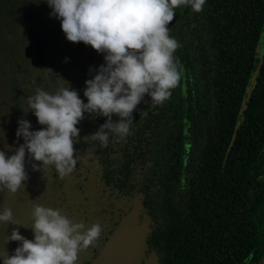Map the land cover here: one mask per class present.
Segmentation results:
<instances>
[{"label": "trees", "instance_id": "trees-1", "mask_svg": "<svg viewBox=\"0 0 264 264\" xmlns=\"http://www.w3.org/2000/svg\"><path fill=\"white\" fill-rule=\"evenodd\" d=\"M175 12L168 27L180 45L179 86L155 107L146 95L129 135L95 150L117 208L99 221V261L138 206L137 227L147 225L140 264H264V0H206L199 13ZM82 45L85 66L105 64ZM106 119L85 113L86 137Z\"/></svg>", "mask_w": 264, "mask_h": 264}, {"label": "clouds", "instance_id": "clouds-1", "mask_svg": "<svg viewBox=\"0 0 264 264\" xmlns=\"http://www.w3.org/2000/svg\"><path fill=\"white\" fill-rule=\"evenodd\" d=\"M51 15L61 21L66 39L91 46L103 54L105 64L86 81L84 96L60 84L56 92L37 88L27 97V110L33 113L41 130L32 131L27 119L18 121L17 138L24 143L7 156L0 151V193L16 195L29 179L25 158L33 171L55 170L60 180L69 177L77 166L74 144L80 138L77 125L84 114L105 117L99 130L85 139L107 148L109 137L124 140L133 124V112L147 95L151 105H162L179 86L183 68L175 57L180 47L169 35L175 10L190 6L203 10L206 0H46ZM116 116L118 119H113ZM34 240L18 229L8 236L19 242L13 255L0 253L3 264H77L78 254L86 252L100 239L101 224L86 227L62 214L60 209L33 205ZM0 224H16L13 211L0 213ZM20 226V225H18Z\"/></svg>", "mask_w": 264, "mask_h": 264}, {"label": "flooded vegetation", "instance_id": "flooded-vegetation-1", "mask_svg": "<svg viewBox=\"0 0 264 264\" xmlns=\"http://www.w3.org/2000/svg\"><path fill=\"white\" fill-rule=\"evenodd\" d=\"M51 12L46 0H0V151L7 156L13 155L12 149L24 143L22 137L18 139L16 136L19 120L30 121L32 131L43 127L27 110L28 96L37 88L54 94L60 84L77 92L78 85L86 89V81L92 79L100 68L98 60L94 69L85 66L82 43L69 42L62 31L61 21ZM79 97L87 103L84 95ZM77 127L80 130V138L74 144L77 166L69 177L60 180L54 169L33 171L32 163L39 166L40 162H30L26 155L25 171L29 179L25 182V189L14 196L7 191L0 193V209L3 212L10 208L16 224L20 225L0 226L2 253L11 256L20 246L19 242L7 239L14 229L26 239L34 240L32 211L35 204L60 209L70 220L84 223L86 227L100 224L102 214L108 223L112 214L117 212L116 207L110 210L109 192L100 181V164L95 155L98 143L90 145L85 139L83 120ZM22 212L25 217H21ZM99 241L88 251L78 254L77 264H106L107 261H99L102 248ZM0 264H3L2 257Z\"/></svg>", "mask_w": 264, "mask_h": 264}, {"label": "water", "instance_id": "water-1", "mask_svg": "<svg viewBox=\"0 0 264 264\" xmlns=\"http://www.w3.org/2000/svg\"><path fill=\"white\" fill-rule=\"evenodd\" d=\"M140 209L135 206L105 248L106 264H140L147 225L137 227ZM155 264V263H147Z\"/></svg>", "mask_w": 264, "mask_h": 264}, {"label": "rangeland", "instance_id": "rangeland-1", "mask_svg": "<svg viewBox=\"0 0 264 264\" xmlns=\"http://www.w3.org/2000/svg\"><path fill=\"white\" fill-rule=\"evenodd\" d=\"M0 213H2L1 209H0ZM21 217H25V213L24 212H22ZM0 226H3V224H0ZM2 233H3V231H2ZM2 246H3V243L0 242V253H2ZM5 247H7V246H5ZM149 263H153V262H149Z\"/></svg>", "mask_w": 264, "mask_h": 264}]
</instances>
